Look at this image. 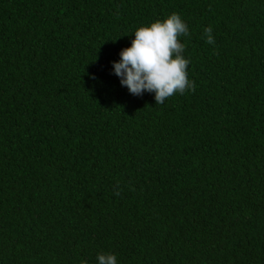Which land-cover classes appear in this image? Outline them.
<instances>
[{
  "label": "trees",
  "instance_id": "16d2710c",
  "mask_svg": "<svg viewBox=\"0 0 264 264\" xmlns=\"http://www.w3.org/2000/svg\"><path fill=\"white\" fill-rule=\"evenodd\" d=\"M173 12L194 87L157 104L113 62ZM100 252L264 264V0H0V264Z\"/></svg>",
  "mask_w": 264,
  "mask_h": 264
},
{
  "label": "clouds",
  "instance_id": "9594fccd",
  "mask_svg": "<svg viewBox=\"0 0 264 264\" xmlns=\"http://www.w3.org/2000/svg\"><path fill=\"white\" fill-rule=\"evenodd\" d=\"M133 34L131 46L120 52L119 62H113L114 74L122 86L133 95L154 93L157 104H163L176 93L192 90L194 85L187 72L190 60L183 55L185 44L179 40L190 33L179 13L173 12L162 21L140 26ZM204 38L207 44L215 45L212 27H205ZM96 261L97 264H119L117 255L111 252L98 253Z\"/></svg>",
  "mask_w": 264,
  "mask_h": 264
}]
</instances>
